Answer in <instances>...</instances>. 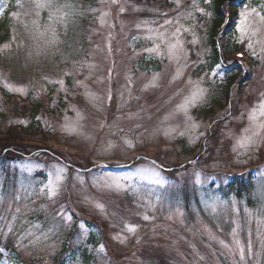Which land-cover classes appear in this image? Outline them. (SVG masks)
Wrapping results in <instances>:
<instances>
[{"label": "rangeland", "instance_id": "374dc122", "mask_svg": "<svg viewBox=\"0 0 264 264\" xmlns=\"http://www.w3.org/2000/svg\"><path fill=\"white\" fill-rule=\"evenodd\" d=\"M211 1L0 0V132L41 102L40 149L0 155V264H264V0L213 66Z\"/></svg>", "mask_w": 264, "mask_h": 264}, {"label": "trees", "instance_id": "16d2710c", "mask_svg": "<svg viewBox=\"0 0 264 264\" xmlns=\"http://www.w3.org/2000/svg\"><path fill=\"white\" fill-rule=\"evenodd\" d=\"M233 0H212L210 4L211 11L213 12V18L211 23V46H212V57L211 63L216 65L218 61L221 59L222 49L227 45H230V48H233L231 42H229V36L232 34L233 30L235 29V23L238 18L239 8L232 2ZM229 11V15L227 16V11ZM9 18H5L4 22L0 25V44L9 40L10 37V28H9ZM225 38V39H224ZM230 43V44H229ZM227 48V47H226ZM239 48V47H235ZM248 77V76H247ZM228 82L230 84L234 81V77L231 75L228 76ZM243 80V78H241ZM230 86L226 88V91L229 89ZM17 105V106H16ZM12 111L17 112L20 117H26L28 119H32L31 125L29 127H25L23 124H14L7 128V130L0 132V135L3 136L0 138V155H3V160L14 159L18 157L17 154L14 155V146L18 145L17 153H27L26 149H40L37 146H23L20 145V136L23 134H30L32 130H35V124L37 121V117L40 111L41 102L32 101L31 108H28L26 105L20 104H13ZM212 110V109H211ZM210 110V111H211ZM35 122V123H34ZM40 131V127H37ZM1 130V129H0ZM12 145V146H8ZM45 148V147H43ZM48 150V149H47ZM55 153V152H54ZM61 159H64L60 153H56ZM1 159V160H2ZM254 178L253 174L249 173L247 175L242 176H233L227 185L220 189V191L226 195H236L241 197L244 193L250 192L252 187L254 186ZM71 240H67L65 247L67 248V244ZM66 249H63L61 254L57 255L54 258V264H63V255L65 254ZM63 261V262H62ZM23 262V261H22ZM21 262V263H22ZM25 263V262H23ZM33 263V262H31ZM38 264L37 262H34ZM33 263V264H34ZM26 264V263H25Z\"/></svg>", "mask_w": 264, "mask_h": 264}, {"label": "snow or ice", "instance_id": "6c2138e0", "mask_svg": "<svg viewBox=\"0 0 264 264\" xmlns=\"http://www.w3.org/2000/svg\"><path fill=\"white\" fill-rule=\"evenodd\" d=\"M37 7H38V8H40V7H51V4H50V3H38V4H37ZM253 11H255V10L253 9ZM241 16H242V17H246V16H247V13H246V12H242V13H241ZM260 19H261L262 21H264V15H262V16L260 17ZM250 46H251V45H250ZM253 135H256V133H253ZM248 139L251 140L250 137H249ZM145 219H147V217H145ZM130 230H134V229L130 227ZM221 243H223V241H221ZM226 247H227V245H226ZM4 251H5L4 248H0V253H3ZM239 252H240V256H241V258L243 259V257H244V249H243L242 247L239 248Z\"/></svg>", "mask_w": 264, "mask_h": 264}]
</instances>
